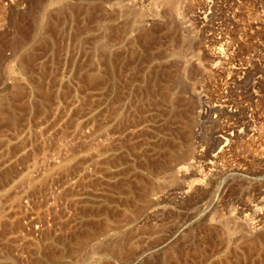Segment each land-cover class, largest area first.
<instances>
[{
	"label": "rangeland",
	"instance_id": "1",
	"mask_svg": "<svg viewBox=\"0 0 264 264\" xmlns=\"http://www.w3.org/2000/svg\"><path fill=\"white\" fill-rule=\"evenodd\" d=\"M164 1L0 0V264H264V0Z\"/></svg>",
	"mask_w": 264,
	"mask_h": 264
},
{
	"label": "bare ground",
	"instance_id": "2",
	"mask_svg": "<svg viewBox=\"0 0 264 264\" xmlns=\"http://www.w3.org/2000/svg\"><path fill=\"white\" fill-rule=\"evenodd\" d=\"M160 1H161V0H160ZM163 1H164V0H162V3H163ZM165 1L168 2V3H167L168 5H172L173 3H176L175 0H165ZM165 1H164V3H165ZM178 1H179V0H178ZM165 4H166V3H165ZM167 4H166V5H167ZM178 5H179V4H178ZM44 7H45V6H44ZM173 8H174V7H173ZM175 8H176V7H175ZM175 8H174V9H175ZM175 10H176V9H175ZM1 71H2V70H1ZM14 87H15V86H14ZM16 88H17V87H16ZM16 88H15V89H16ZM18 90H19V89H18ZM193 90H194V88H193ZM29 98H30V97H29ZM15 100H16V98H15ZM28 104H29V103H28ZM2 108H3V107H2ZM1 110H2V109H1ZM1 115H2V114H1ZM15 116H16V115H15ZM17 117H18V116H17ZM7 118H8V117H7ZM8 120H11V119H8ZM88 147H89V146H88ZM91 150H92V149H91ZM57 163H58V162H57ZM47 166H48V165H47ZM52 167H53V166H52ZM182 169H183V168H182ZM43 170H44V169H43ZM184 170H185V169H184ZM46 173H47V172H46ZM45 177H46V175H45ZM9 182H10V181H9ZM43 182H44V181H43ZM44 186H45V185H44ZM17 200H18V199H17ZM15 201H16V200H15ZM15 215H16V214H15ZM87 228H88V226H87ZM89 228H90V227H89ZM84 229H85V228H84ZM92 230H93V229H92ZM83 231H84V230H83ZM89 231H90V233H91V230H89ZM89 231H88V232H89ZM93 232H94V230H93ZM93 232H92V233H93ZM92 233H91V234H92ZM89 235H90V234H89ZM94 236H95V234H94ZM88 237H89V236H88ZM91 238H92V237H91ZM89 239H90V237H89Z\"/></svg>",
	"mask_w": 264,
	"mask_h": 264
}]
</instances>
